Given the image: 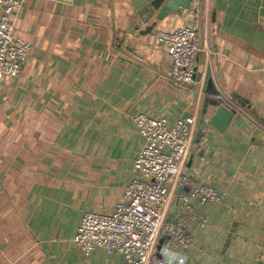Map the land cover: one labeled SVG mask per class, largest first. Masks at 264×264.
Returning <instances> with one entry per match:
<instances>
[{"label":"crops","instance_id":"crops-1","mask_svg":"<svg viewBox=\"0 0 264 264\" xmlns=\"http://www.w3.org/2000/svg\"><path fill=\"white\" fill-rule=\"evenodd\" d=\"M19 1L15 37L31 54L21 75L0 79V264H124L75 243L82 217L113 214L140 177L145 140L135 115L170 124L195 116L201 125L206 98L236 115L219 129L209 105L205 146L185 165L224 195L220 204L192 201L207 223H194L189 260L264 264V0L202 6V50L187 88L171 83L155 32L191 26V8L158 20L147 16L150 0Z\"/></svg>","mask_w":264,"mask_h":264},{"label":"built area","instance_id":"built-area-1","mask_svg":"<svg viewBox=\"0 0 264 264\" xmlns=\"http://www.w3.org/2000/svg\"><path fill=\"white\" fill-rule=\"evenodd\" d=\"M209 0H191L193 24L174 32H155L156 40L168 48L171 57L170 81L176 88L194 83L197 58L202 50L199 38L200 13ZM21 7L19 0H0V79L21 75L31 47L15 37L12 16ZM145 145L135 160L140 177L125 188L122 203L113 214L84 213L75 243L89 255L104 250L122 255L124 264H180L193 243L194 223L205 226L192 201L220 204L224 195L204 185L184 169L189 155L205 146L207 129L195 116L174 123L140 114L133 117ZM201 131V137H195ZM181 190L178 196L177 192ZM178 197L176 223L169 220ZM163 238L160 253L157 244ZM176 258L173 260L172 256Z\"/></svg>","mask_w":264,"mask_h":264},{"label":"water","instance_id":"water-1","mask_svg":"<svg viewBox=\"0 0 264 264\" xmlns=\"http://www.w3.org/2000/svg\"><path fill=\"white\" fill-rule=\"evenodd\" d=\"M145 11L147 16H153L155 12H158V20H162L168 13L177 11L180 8L190 9L191 8V0H150L149 2H145ZM147 19L144 18V20ZM157 22H153L146 29V33H150L155 28ZM209 105L216 107V111L214 115L211 117L209 123L214 127L219 129H226L230 122L233 120L236 115L235 110H231L221 99L212 100L210 98H206L205 100V108L206 111L203 115V119L201 121V126H204V119L207 113V109ZM201 137V131H199L197 138ZM181 194V190L177 192L179 196ZM178 201L172 206L171 212L169 214V220H172L176 223L175 215L177 211Z\"/></svg>","mask_w":264,"mask_h":264},{"label":"clouds","instance_id":"clouds-1","mask_svg":"<svg viewBox=\"0 0 264 264\" xmlns=\"http://www.w3.org/2000/svg\"><path fill=\"white\" fill-rule=\"evenodd\" d=\"M176 257L173 255L172 259L174 260ZM186 257L180 260V264H186Z\"/></svg>","mask_w":264,"mask_h":264}]
</instances>
